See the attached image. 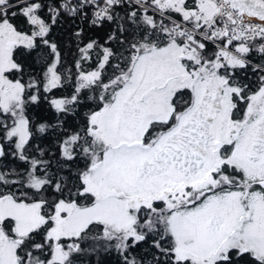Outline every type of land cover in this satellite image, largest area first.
I'll list each match as a JSON object with an SVG mask.
<instances>
[{"label": "snow or ice", "instance_id": "1", "mask_svg": "<svg viewBox=\"0 0 264 264\" xmlns=\"http://www.w3.org/2000/svg\"><path fill=\"white\" fill-rule=\"evenodd\" d=\"M0 264H264V0H0Z\"/></svg>", "mask_w": 264, "mask_h": 264}, {"label": "trees", "instance_id": "2", "mask_svg": "<svg viewBox=\"0 0 264 264\" xmlns=\"http://www.w3.org/2000/svg\"><path fill=\"white\" fill-rule=\"evenodd\" d=\"M44 116H48L49 113L47 111H45L44 113H42Z\"/></svg>", "mask_w": 264, "mask_h": 264}]
</instances>
